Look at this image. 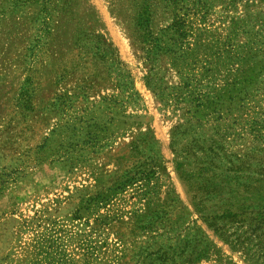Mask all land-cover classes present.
<instances>
[{
    "label": "rangeland",
    "instance_id": "374dc122",
    "mask_svg": "<svg viewBox=\"0 0 264 264\" xmlns=\"http://www.w3.org/2000/svg\"><path fill=\"white\" fill-rule=\"evenodd\" d=\"M24 1L0 0V264H249L196 213L171 132L200 100L230 159L264 145V0L181 4L203 20L189 87L163 77L170 107L145 85L131 0Z\"/></svg>",
    "mask_w": 264,
    "mask_h": 264
},
{
    "label": "trees",
    "instance_id": "16d2710c",
    "mask_svg": "<svg viewBox=\"0 0 264 264\" xmlns=\"http://www.w3.org/2000/svg\"><path fill=\"white\" fill-rule=\"evenodd\" d=\"M131 2V12H134L130 16L131 28L135 31L131 40L136 55L147 70L145 85L163 107H170L178 93L165 94L163 77L169 69L176 71L184 89L189 87L184 75L193 72L196 64L187 62L191 47L185 50L184 41L193 27L191 18L201 21L203 17L182 12L184 6L181 4L185 0ZM162 14H169L171 23L166 29L155 31V21ZM231 97L232 92L227 89L216 99L219 102ZM200 102L198 100V107L186 111L185 118L171 132V148L177 160L179 163L189 161L192 166L184 169L177 165L178 174L186 185L196 213L217 238L229 248L243 253L249 264H264V145L250 147L242 156L230 159L220 143L224 136L221 125L214 126L212 135L202 131L206 125L197 114L205 105ZM216 121H222V114ZM263 130L260 124H254L253 136L257 142H264ZM182 144L183 149H180ZM225 161L228 166L220 169Z\"/></svg>",
    "mask_w": 264,
    "mask_h": 264
}]
</instances>
